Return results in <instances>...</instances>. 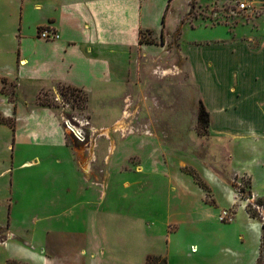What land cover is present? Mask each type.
Wrapping results in <instances>:
<instances>
[{
	"label": "rangeland",
	"instance_id": "obj_1",
	"mask_svg": "<svg viewBox=\"0 0 264 264\" xmlns=\"http://www.w3.org/2000/svg\"><path fill=\"white\" fill-rule=\"evenodd\" d=\"M192 2L191 18L197 21L174 25L171 18L160 35L141 30L143 43L132 48L131 58L127 53L111 58L114 71L129 61L125 73L130 74L115 72L112 83H99L93 92L63 82L42 87L16 80L15 55L20 58L21 38L34 36V28L30 25L25 33L21 28L15 37L18 27L9 22L10 14L0 21V120L17 124L20 104L30 114L50 110L83 174L75 172L70 152L62 147L19 146L13 163L33 153L41 161L36 170L17 174L20 191L27 184L30 191L14 203L17 234L8 224L0 225V247L16 242L50 257L51 264H147L155 256L168 264H264V197L254 193L264 194V139L237 137L254 125L231 117L257 98L237 81L228 90L208 69H188L181 39L211 40L213 26L238 35L240 28L255 25L251 16L260 11L245 0H213L200 7L198 0ZM242 3L249 8L240 9ZM46 29L49 37L41 38ZM225 30L216 35H227ZM36 35L44 41L59 38L51 26L38 28ZM144 45L161 54L144 56ZM203 108L210 115L207 125L200 120ZM2 125L9 128L0 127L7 143L0 158L10 163L11 126ZM252 175L257 179L253 187ZM83 177L99 185L88 188L86 216L49 218L54 188L63 187L64 195L68 185ZM70 230L73 234H67ZM81 247L86 249L80 260ZM12 248L0 252V264L6 256L24 258L17 245Z\"/></svg>",
	"mask_w": 264,
	"mask_h": 264
},
{
	"label": "crops",
	"instance_id": "obj_2",
	"mask_svg": "<svg viewBox=\"0 0 264 264\" xmlns=\"http://www.w3.org/2000/svg\"><path fill=\"white\" fill-rule=\"evenodd\" d=\"M210 1L213 0H198V7L207 5ZM245 1L256 5L260 11L257 16H251L256 20L255 25L252 24V28L248 26L246 30L242 27L239 34L236 35L231 33L226 26H213L212 28L215 29L213 39L200 42L202 44L196 43V41L185 42L183 37L181 39L184 42L182 43L184 45L183 53L188 61V69L198 71L200 68L202 72L208 69L214 77H218L217 82L220 86L223 82L225 89L233 90L237 81L243 90L250 94L255 93L252 95L257 99L252 97L253 102L245 104L243 111L240 110L239 114L235 113L231 117L232 121L241 123L246 119L245 121L248 120L254 125L251 128L249 126L243 128L242 132L237 133V137L263 140L264 0ZM190 9L191 0H0V21L8 20L10 14L11 21L9 22L18 27L16 32L13 30L15 37L21 28L23 33L30 25L34 28V36L25 34L21 38L20 58L19 55H15L16 65H18L14 70L16 80L39 83L42 87H51L57 82H63L93 92L95 89H99V83H112L114 75H116L115 72L130 74L131 71L125 73L130 69L129 61L122 63V72L114 71L113 65L115 64L111 58L126 53L131 58L132 48L141 47V30H151L154 34L160 35L166 21L170 23L173 21L171 18L175 23L177 22L174 25H179L183 21L191 23L197 21L196 18H191ZM252 18L251 22L254 21ZM50 26L58 32L59 38L55 41L39 39L36 35L37 29ZM184 28L185 26L183 30ZM218 29H226L227 35L223 37L216 35ZM182 33L184 34V31ZM14 40L15 38L13 42ZM151 47L154 48V46ZM152 48L149 45L142 46L143 55L149 58L151 53L161 54L160 50ZM133 70L135 69L133 68ZM6 76L8 77L9 74ZM207 80L211 85L215 83L213 78ZM224 88L220 87V89ZM4 100L3 103L6 102L5 98ZM18 108L15 132L10 128L9 149L11 156L9 159L11 162L4 163L0 158V179L3 176L8 177L2 179V182L0 181V225L8 224L7 227L10 228L12 234H17V229L13 228L14 203H17L23 196V192L27 195L30 191V184L25 185L26 191L24 189L23 192L20 191L22 185L17 182V174L22 171L36 170V167H39L37 162L41 161L40 156L33 153L30 159L17 164L13 163L19 146L62 147L63 150L70 152V161L74 165L75 172L83 176L71 148L67 145L66 136L61 130L57 116L45 108L31 114L25 110V106L22 104ZM2 113L5 116L10 115V112L6 113L5 109ZM0 127L8 126L0 124ZM229 127L225 125V129ZM6 145V135L4 134L3 138L0 137V155L2 152H6ZM261 152L264 153V150ZM30 162H33L34 165ZM252 180L253 187L257 179L252 175ZM94 185L99 186L92 179L83 177L74 181V184L68 185L70 187L65 189V193L69 195L61 194L60 190L63 187L54 188L56 194L49 198L52 204L49 218L59 219L61 216L68 217L73 214L86 216L88 188ZM254 193L259 197H264V194L260 195L255 191ZM71 202L74 203L73 206L66 205ZM8 219L10 223H8ZM52 232L50 231V233ZM67 234H73V231L70 230ZM13 244L17 245V249H20L19 255L28 261L42 264L53 263V259L51 260L50 257H44L38 252L16 244V242L6 241L5 246L0 247V252L6 250L7 247L13 249ZM84 249L86 248L81 247L76 259L82 257ZM24 258L21 259L14 255L6 256L3 264H7L9 260L27 262ZM45 258L46 260H44Z\"/></svg>",
	"mask_w": 264,
	"mask_h": 264
},
{
	"label": "trees",
	"instance_id": "obj_3",
	"mask_svg": "<svg viewBox=\"0 0 264 264\" xmlns=\"http://www.w3.org/2000/svg\"><path fill=\"white\" fill-rule=\"evenodd\" d=\"M195 7V2H192V5H191V10ZM43 29V28H42ZM143 31L140 32V43H143V39H142V36H143ZM151 33V32H149ZM152 43V41L150 42ZM202 112L203 114H201L200 116V120L204 121V123L207 125L208 122H209V113L207 112V110L205 108L202 109ZM0 124H8L11 126V129L15 132L16 130V124L15 123H9L7 120L5 119H1L0 120ZM264 206V204H261ZM252 217H256V216H252ZM263 229H264V225H263ZM264 251V239L263 241H261V252L263 253ZM262 256V254H261ZM7 264H22L21 262H17L15 260H9ZM147 264H168V261L166 258H162L160 256H155V257H150L148 258L147 260Z\"/></svg>",
	"mask_w": 264,
	"mask_h": 264
},
{
	"label": "built area",
	"instance_id": "obj_4",
	"mask_svg": "<svg viewBox=\"0 0 264 264\" xmlns=\"http://www.w3.org/2000/svg\"><path fill=\"white\" fill-rule=\"evenodd\" d=\"M248 8H249V6H247L245 3L240 4V9H248ZM48 32H49L48 29L44 30V32L42 33V37L41 38H47V37H49ZM77 138H78V136H77Z\"/></svg>",
	"mask_w": 264,
	"mask_h": 264
}]
</instances>
